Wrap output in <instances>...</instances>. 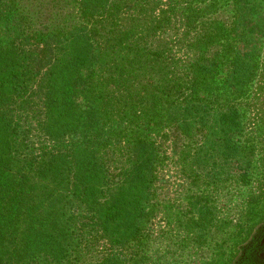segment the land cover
<instances>
[{
  "label": "trees",
  "instance_id": "1",
  "mask_svg": "<svg viewBox=\"0 0 264 264\" xmlns=\"http://www.w3.org/2000/svg\"><path fill=\"white\" fill-rule=\"evenodd\" d=\"M5 1L0 0V22ZM71 4V33L50 65L43 87L39 127L47 147L39 152L25 136L20 139L17 123L13 124L8 108L12 98L27 89L26 76L15 54L0 45V264H71L82 238L93 232L111 249L100 252L92 264H130L117 248L139 234L157 154L141 129L130 130L125 138L127 165L110 175L100 156L106 144L101 115L89 103V80L101 51L112 60L110 67L118 77L138 78L139 93L136 100L124 105L130 113L123 111L122 120H131L136 109L144 106L152 109V119L164 115L183 135L197 128L225 139L238 130L235 119L242 109L228 97V90L216 100L200 96L203 90H210L207 78L218 69V59L209 57L210 51L198 52L201 58L192 62L186 73L190 80L184 83V71L167 64L165 49L144 42L145 34L150 37L163 28L155 27L159 21L145 8L152 7L151 2L71 0ZM249 10H238L234 30L238 33L249 25L247 56L254 59L252 67L236 65L225 86L241 93V98L253 89L252 98L245 103L256 107V118L264 121V18L250 24ZM226 30L224 24L210 20L203 40L211 44ZM256 75V87L250 86ZM142 76L147 79L141 81Z\"/></svg>",
  "mask_w": 264,
  "mask_h": 264
},
{
  "label": "rangeland",
  "instance_id": "2",
  "mask_svg": "<svg viewBox=\"0 0 264 264\" xmlns=\"http://www.w3.org/2000/svg\"><path fill=\"white\" fill-rule=\"evenodd\" d=\"M148 1L152 4V7L145 6L149 16L159 21L155 27L163 28L151 33L150 37L145 34L144 42L165 49L167 64L174 70L184 71V83L190 80L186 73L192 62L201 58L197 57L198 52L202 51L204 55L210 51L209 57L218 59V69L207 78L210 90L202 88L200 96L216 100L228 90V97L242 110L241 116L235 119L239 124L238 130L225 139L215 134L207 135L206 130L198 132L197 128L190 135L180 134L170 126L164 115L152 119V115L149 116L152 109L144 106L136 109L131 120L125 117L122 120L123 111L130 113L124 105L136 100L139 93L138 78L135 77L134 81L132 76L118 77L119 73L110 67L112 60L103 57L105 51H101L89 80V103L95 105L101 115L100 127L103 128L106 144L100 156L110 169V175L127 165L129 150L125 138L130 130L141 129L154 143L157 154L149 202L144 204L145 217L139 224V234L117 251L130 264H214L218 258L215 246L223 239L220 230L227 229L222 224H227L232 216L242 220L241 209L238 206L233 208L227 198L228 195L242 198L233 181L235 183L237 177L247 170L252 186L264 176V122L257 120V108L245 103L252 98L254 91L251 89L248 96L241 98V93L225 86L227 75L236 65L250 68L254 60L247 56L250 48V39H247L249 25L238 33L234 30L238 10L241 7L250 9L247 20L250 24L263 21L264 0ZM73 6L71 0L4 2L0 45L15 54L27 83V89L12 98L8 110L13 124L17 123L21 132L20 139L25 136L30 140L36 152L47 147L39 127L46 74L71 33ZM214 19L224 24L227 30L222 37L207 44L203 34L209 21ZM256 76L250 86L258 81ZM151 77L154 79V76ZM146 79L141 77V81ZM185 88L188 90L189 86ZM115 185L112 183L111 187ZM234 201L237 205L241 199ZM89 236H94L93 240ZM81 242L76 258L74 254L70 259L71 264H92L103 251L111 249L100 234L94 232L82 238Z\"/></svg>",
  "mask_w": 264,
  "mask_h": 264
},
{
  "label": "flooded vegetation",
  "instance_id": "3",
  "mask_svg": "<svg viewBox=\"0 0 264 264\" xmlns=\"http://www.w3.org/2000/svg\"><path fill=\"white\" fill-rule=\"evenodd\" d=\"M262 161L264 162V145ZM262 177L252 186L247 170L237 177L235 183L233 181V186L237 185L236 188L240 190L238 195L242 198L233 195H228L227 198L232 202L233 208L238 206L241 209L239 213L242 212V215H239L242 220H236L232 216L228 218L227 224H222L227 229L220 230L223 232V239L215 246L218 248L215 250L218 258L214 264H264V176ZM236 199H241L237 205L233 203Z\"/></svg>",
  "mask_w": 264,
  "mask_h": 264
}]
</instances>
